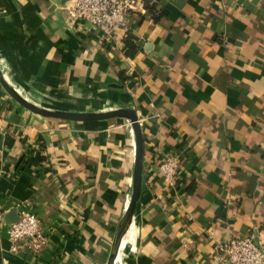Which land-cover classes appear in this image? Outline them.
<instances>
[{
    "label": "crops",
    "instance_id": "1",
    "mask_svg": "<svg viewBox=\"0 0 264 264\" xmlns=\"http://www.w3.org/2000/svg\"><path fill=\"white\" fill-rule=\"evenodd\" d=\"M145 1L106 40L67 25L71 0H0V69L46 107L136 110L143 187L116 264H227L231 237L264 249V0H150L157 18ZM134 160L127 119L46 118L0 84V264H106ZM14 207L41 219L40 253L11 250Z\"/></svg>",
    "mask_w": 264,
    "mask_h": 264
},
{
    "label": "built area",
    "instance_id": "2",
    "mask_svg": "<svg viewBox=\"0 0 264 264\" xmlns=\"http://www.w3.org/2000/svg\"><path fill=\"white\" fill-rule=\"evenodd\" d=\"M139 6L140 0H71L65 6L66 22L68 26H74L78 21H86L99 28L103 38L109 40L115 30L127 32L131 14ZM158 170L162 177L173 184L180 171L179 158L167 156L159 163ZM19 215V221L8 226L11 250L40 253L48 242L41 219L28 210H21ZM223 253L227 264H264V249L252 235L231 237Z\"/></svg>",
    "mask_w": 264,
    "mask_h": 264
},
{
    "label": "water",
    "instance_id": "3",
    "mask_svg": "<svg viewBox=\"0 0 264 264\" xmlns=\"http://www.w3.org/2000/svg\"><path fill=\"white\" fill-rule=\"evenodd\" d=\"M0 84L5 91L16 100L21 106L29 111L46 118L60 119L66 121H100L112 118L127 119L133 129L135 138V160L133 168V183L132 193L129 204L125 209L124 214L120 218L116 230L114 232L110 252L106 264H116L118 259L119 250L121 248L123 239L127 232L130 230L133 223L137 204L141 197L143 187V156H144V136L142 128L134 108L121 107L113 109H103L94 111H76V110H63L46 107L35 102L30 101L23 96L15 87H13L7 78L4 76L0 69ZM20 215L16 207L11 208L5 215V221L8 224L18 222Z\"/></svg>",
    "mask_w": 264,
    "mask_h": 264
},
{
    "label": "trees",
    "instance_id": "4",
    "mask_svg": "<svg viewBox=\"0 0 264 264\" xmlns=\"http://www.w3.org/2000/svg\"><path fill=\"white\" fill-rule=\"evenodd\" d=\"M145 7L148 9V11L155 16V18H157L156 15V4L154 2H151L150 0H146L145 1ZM125 43L128 46V50L127 53H130L133 49L136 48V44L135 42L132 40L131 35L127 34L126 38H125ZM195 188V182H192L188 185L187 187V192L191 193L194 191Z\"/></svg>",
    "mask_w": 264,
    "mask_h": 264
},
{
    "label": "rangeland",
    "instance_id": "5",
    "mask_svg": "<svg viewBox=\"0 0 264 264\" xmlns=\"http://www.w3.org/2000/svg\"><path fill=\"white\" fill-rule=\"evenodd\" d=\"M73 109H82L81 111H87V104L86 105H83V104H74L73 105ZM73 122H79V123H84L86 124L87 122H80V121H73Z\"/></svg>",
    "mask_w": 264,
    "mask_h": 264
}]
</instances>
